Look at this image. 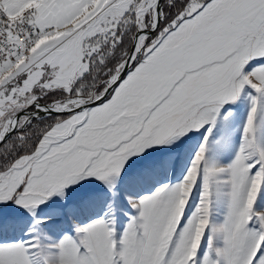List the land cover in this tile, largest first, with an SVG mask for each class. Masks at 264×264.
<instances>
[{"label": "snow or ice", "instance_id": "snow-or-ice-1", "mask_svg": "<svg viewBox=\"0 0 264 264\" xmlns=\"http://www.w3.org/2000/svg\"><path fill=\"white\" fill-rule=\"evenodd\" d=\"M0 264H264V0H0Z\"/></svg>", "mask_w": 264, "mask_h": 264}]
</instances>
